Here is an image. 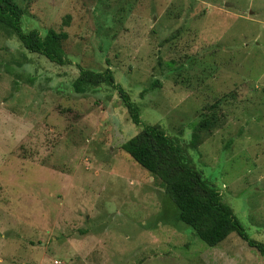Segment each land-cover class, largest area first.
Segmentation results:
<instances>
[{
  "label": "rangeland",
  "instance_id": "374dc122",
  "mask_svg": "<svg viewBox=\"0 0 264 264\" xmlns=\"http://www.w3.org/2000/svg\"><path fill=\"white\" fill-rule=\"evenodd\" d=\"M16 1L70 62L0 24V264H264L237 232L203 242L122 148L159 125L264 242V0ZM108 66L141 124L117 88L74 90Z\"/></svg>",
  "mask_w": 264,
  "mask_h": 264
},
{
  "label": "trees",
  "instance_id": "16d2710c",
  "mask_svg": "<svg viewBox=\"0 0 264 264\" xmlns=\"http://www.w3.org/2000/svg\"><path fill=\"white\" fill-rule=\"evenodd\" d=\"M23 7L16 0H0V24L14 33L30 52H37L51 61L64 65L70 60L66 55L65 31L50 29L45 35L39 30H24L22 27ZM107 83L118 89L132 120L141 124L137 104L126 90L115 81L112 69L103 71L81 68L73 83L78 93L87 87ZM212 121L203 117L194 127L191 145L196 148L200 141V130L208 128ZM123 150L153 176L161 180L177 206L181 222L190 226L207 245L217 246L232 232H237L247 243L264 257V242L249 236L244 224L236 216L230 204L226 203L220 191L206 180L202 173L191 165L182 146L171 138L159 125L146 124L142 130L122 144Z\"/></svg>",
  "mask_w": 264,
  "mask_h": 264
}]
</instances>
